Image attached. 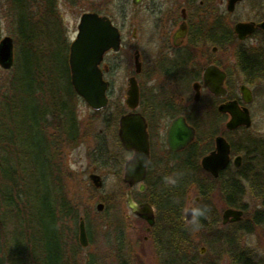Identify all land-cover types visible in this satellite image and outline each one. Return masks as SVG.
Masks as SVG:
<instances>
[{
    "label": "rangeland",
    "instance_id": "374dc122",
    "mask_svg": "<svg viewBox=\"0 0 264 264\" xmlns=\"http://www.w3.org/2000/svg\"><path fill=\"white\" fill-rule=\"evenodd\" d=\"M22 1L21 3L27 7L26 18L34 27L32 30L34 39L28 43L21 40L17 30L16 7L20 4L19 1L0 0V39L8 35L13 40L12 64L8 68L0 66V94L4 91L11 93L7 92V86L9 79L16 71L17 61L22 65L23 58L29 59V62L31 59L32 62L36 59L41 68L38 75L39 80H37L41 89L35 95L39 102L46 106H51L55 102L47 90L48 84H52L48 76L54 62L53 52L55 50L52 43H56V40H53L55 34L52 27L53 22L55 21V30L61 31L63 42L69 45L75 38L81 13L95 9L101 13L110 14L123 30L125 38H129L131 37L129 18L131 14L140 10V8L133 9L131 14L125 18L124 11L126 7L131 6L130 0ZM199 1L195 0L194 7H191L196 16H225L229 21L264 18V0H241L235 5L232 12L226 10V0H204L202 7L198 6ZM138 40L134 41L132 45L124 46L120 51V54L128 57L132 64L133 50L138 48ZM155 41L150 40L148 44V49L153 51V60L156 57V45H153ZM200 46L204 50L207 49V45ZM25 47L32 49V56L28 51L22 53L21 50ZM148 49H146L147 53H149ZM49 74L52 78L54 76L55 80L57 79L55 72ZM141 79L144 80V83H149L148 85L153 90H166L164 86L169 83L153 62L143 67ZM154 85L157 88L153 87ZM167 90V92L171 90L170 94L179 100L180 108L185 111L192 109L191 100L194 91L190 85H173ZM208 102H210L208 96L203 95L198 105L194 103L196 109L197 106L202 105L201 111H207L208 115L204 119L199 118L198 136L190 149L178 152L177 155L171 154L164 141V129L156 139L153 137V154L155 160L158 159L162 162L160 173L169 178V183L173 184V179L177 178L184 185L176 201L180 207L181 219L189 223L188 227L193 232L192 239L194 242H198V249L202 246L205 247V252L210 254L214 264H231L237 248H231L223 239L233 230V226L221 224L222 212L228 207L224 203L222 194L214 192L211 197L212 205L219 219V223L211 228L214 230L216 227L214 230L216 232H212V235L208 234L207 230L200 228L196 222H191L194 217L190 221L185 219L186 209L190 205L195 209L201 199L196 184L191 180L192 170L190 171V168L182 164V159L189 157L194 162H198L199 157L211 145L213 131L219 129L217 115L211 114L213 111H210L212 107ZM71 104L78 120L75 138H68L65 135L61 119L54 114L46 116V127L44 128L48 140L54 143L55 153L51 160L52 179L58 184L61 201L65 202L68 213L59 222L60 245H62L65 264H88L91 259L94 260V264H161L164 257L159 252L160 242L157 241L156 234L153 231L150 234L146 232L147 223L131 211L125 200L128 186L122 182V177L123 159L127 154L117 139L116 119L118 116L114 118V127H111L107 132L100 131V128L103 127L102 113L94 111L77 93L71 100ZM121 107L122 104H120ZM111 108L112 104L102 112L110 111ZM250 108L251 126L246 130L228 134V138L241 149L245 146L246 139L260 138L264 140V74L253 83V101ZM162 122L165 123L166 120L163 119ZM5 145V143H0V146ZM12 148L8 144L7 149L11 150ZM241 153L243 154V152ZM92 172L100 175L102 179L100 187H95L90 181L89 175ZM261 183H258L257 187L251 188L249 182H244V193L237 198L238 203L245 208V214L242 213L239 221L245 225H252L250 232L242 230L237 232L238 249L244 248L249 251L251 257L253 256L252 264H264V223L255 226L250 223V216L253 212L264 211V177ZM132 193L134 198H140L135 187L132 189ZM100 202L103 204L102 210L96 208ZM80 219L84 220L89 234L90 242L85 247L79 244L77 237ZM210 220L211 218L208 222ZM161 221L159 228L165 222L164 213ZM7 237H9L10 244L5 243L4 247L11 250L12 232L8 233ZM209 237L215 240H212L211 244L205 242ZM4 262L8 264L7 261ZM34 263L32 260V264Z\"/></svg>",
    "mask_w": 264,
    "mask_h": 264
},
{
    "label": "trees",
    "instance_id": "16d2710c",
    "mask_svg": "<svg viewBox=\"0 0 264 264\" xmlns=\"http://www.w3.org/2000/svg\"><path fill=\"white\" fill-rule=\"evenodd\" d=\"M17 1L20 3L16 7L18 34L22 41L28 43L34 39V27L26 18L27 7L21 3L22 0ZM54 24L55 21L52 27L56 43H52L55 51L50 72H55L57 79L48 73L52 84H48L47 90L55 102L51 106L42 105L35 95L41 89L37 84L41 68L36 59L29 62L23 58L24 63L20 61L22 65L17 61L16 71L7 86V92L11 93L4 91L0 94V143L6 144L0 146V264H6L4 261L8 264H32V260L34 264H65L59 222L68 213L65 202L61 201L58 184L52 179L54 143L48 140L44 128L46 116L54 114L61 119L65 135L75 138L78 120L71 104L76 93L70 82L69 45L63 42L62 33L55 30ZM21 51H28L30 56L33 53L29 47ZM263 143V139L249 138L242 149L233 143L236 151L243 152L244 161L230 175L242 177V182L224 177V172L213 178L189 157L182 159V164L192 170L191 180L196 184L201 199L191 222H196L208 234L216 232V227L211 229L219 223L211 201L214 192L223 195L226 205L241 208L245 214V208L237 198L244 193V182H249L251 188L262 184ZM8 144L13 147L11 150L7 149ZM173 180V184L169 183V178L164 176L157 183L149 184L150 200L157 207L156 222L151 231L160 242L159 252L164 257L161 264H214L208 252L200 254L198 242L192 239L189 223L181 219L176 199L184 185L177 178ZM163 213L165 222L159 228ZM250 218L253 226L264 223V211H255ZM227 225H232L233 230L223 239L231 248L238 249L237 232H250L252 225L241 221ZM11 232V250H7L4 244H10L7 234ZM212 240L209 237L205 242L211 244ZM237 249L231 264L253 263V256L247 249ZM88 264H94V260Z\"/></svg>",
    "mask_w": 264,
    "mask_h": 264
},
{
    "label": "flooded vegetation",
    "instance_id": "af4514ba",
    "mask_svg": "<svg viewBox=\"0 0 264 264\" xmlns=\"http://www.w3.org/2000/svg\"><path fill=\"white\" fill-rule=\"evenodd\" d=\"M129 4L131 6L126 7L124 11L125 18L131 14L133 9L140 8L138 12L131 14L129 18L131 22L129 28L131 37L129 38H125L123 30L116 24L110 14L101 13L95 9L83 11L97 12L100 15L107 16L111 23L118 28L120 35L118 50L110 48L105 51L98 64L102 80L106 86L107 101L105 106L93 110L103 114H101L103 127L100 128V131L107 132L111 127H114V118L118 116L116 119L117 139L121 146L122 143L118 136V119L123 114L131 113H139L144 118L149 139V158L143 179L134 183L131 191L135 187L140 195V198L136 199L132 193L136 202H148L152 205L156 222L157 210L150 200L149 184L157 183L164 176L160 173L162 162L154 159L153 141L165 129L164 141L171 154L177 155L178 152L190 149L198 136L199 118L204 119L208 115L207 111H201L203 109L202 105L197 106V109L194 106V103L198 105L203 95L208 96L210 101L208 103L212 107L210 111H213L211 114L215 113L217 115L215 116L218 118L219 129L213 131L211 145L199 157L197 163L201 167L200 160L202 156L214 149L215 137L222 135L229 143V162L214 178H218L224 172V177L243 181L240 176L230 175L242 166L244 157L239 152L240 150L236 151L234 149L233 142L228 138V134L246 130L249 127L238 125L231 129L227 128L226 124L230 119V113L219 110L218 107L235 102L239 108L247 107L252 119L250 104L253 101V83L264 74V29L259 26L264 18L229 21L225 16H196L194 10L191 9V7H194L195 0H137V2L130 0ZM203 4L204 0H200L198 6L202 7ZM239 21L253 23V31L243 38H240L235 31V24ZM137 39H139V45L138 48L133 50L132 64L128 57L120 54V51L124 46L132 45ZM150 40H156L153 43V45H156L154 60L152 58L154 56L153 51L148 49ZM202 43L207 45L206 50L201 48ZM146 49L149 53L146 52ZM152 62L158 66L163 76L170 83L164 86L166 88V90L163 89L164 91L162 89L153 90L148 85L149 83H144V80L141 79L143 67ZM209 66H212V69L205 74V69ZM130 79H135L138 88L137 102L133 107L127 102ZM218 81L220 82L221 94L215 95L206 86V83ZM173 85L191 86L194 91L191 110L185 111L180 108L179 100L170 94L172 91L167 92V88L173 87ZM242 85H245L250 91L251 101L249 103L243 99L240 91ZM153 87L157 88L155 85ZM110 104H112L111 110L102 112L108 109ZM120 104H122L121 108ZM179 116H182L185 122L195 129V136L184 148L171 150L167 144V132L172 121ZM163 119L166 120L165 123L162 122ZM122 148L127 154L123 159L124 168V161L129 159L133 152L126 150L123 146ZM235 156L241 158L239 166L234 165ZM140 184L144 185L143 188H140ZM154 225L149 231L145 228L148 234L151 233ZM86 236L89 244L87 229Z\"/></svg>",
    "mask_w": 264,
    "mask_h": 264
},
{
    "label": "water",
    "instance_id": "95a60500",
    "mask_svg": "<svg viewBox=\"0 0 264 264\" xmlns=\"http://www.w3.org/2000/svg\"><path fill=\"white\" fill-rule=\"evenodd\" d=\"M137 2V0H134ZM240 0H227L226 9L232 11L235 4ZM264 29V20L259 23ZM235 31L240 38L253 31L252 22L239 21L235 24ZM120 44L119 30L114 26L110 19L105 15H99L97 12H84L81 14L77 25L75 39L69 46L68 63L70 69V78L75 92L81 96L84 101L93 109H98L106 105L105 82L102 80L98 64L105 51L112 48L118 50ZM13 61V40L6 35L0 39V66L8 68ZM138 63L136 62V65ZM139 68L137 67V70ZM212 69L209 66L205 69V74ZM218 82L206 83V86L215 94L220 95V86ZM243 99L249 103L251 94L245 85L240 89ZM138 98V88L135 79L129 80L127 102L130 106H135ZM197 98V94H196ZM219 110L230 113V119L227 121V128L231 129L238 125L246 127L251 126V117L247 107L239 108L235 102L227 105H220ZM118 136L122 146L133 154L124 161V171L122 181L128 185L125 192V200L131 211L138 217L144 219L149 231L155 222L153 207L148 202L134 201L131 193V187L134 183L143 179L146 172V165L149 158V139L144 118L139 113L123 114L118 119ZM195 136V129L189 126L182 116L175 118L167 132V144L171 150H179L187 146ZM229 143L222 135L215 137V147L212 151L202 156L200 160L201 167L212 176L217 177L219 172L226 167L229 162ZM240 156H235L234 165L239 166ZM90 180L96 187L102 185L100 175L90 173ZM140 184V188H143ZM98 210L103 209L100 202L96 205ZM193 206H189L185 211V219L190 221L193 218ZM242 209L227 207L222 212L221 223L240 220ZM78 241L81 246L88 244L84 220L80 219L78 226ZM205 247H200V253L205 252Z\"/></svg>",
    "mask_w": 264,
    "mask_h": 264
}]
</instances>
